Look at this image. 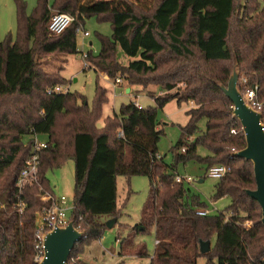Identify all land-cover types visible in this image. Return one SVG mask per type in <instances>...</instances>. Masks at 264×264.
I'll list each match as a JSON object with an SVG mask.
<instances>
[{
  "label": "trees",
  "instance_id": "16d2710c",
  "mask_svg": "<svg viewBox=\"0 0 264 264\" xmlns=\"http://www.w3.org/2000/svg\"><path fill=\"white\" fill-rule=\"evenodd\" d=\"M262 1L152 0L147 7L141 0H37L34 14L28 15L27 4L17 0V40L0 43V264H38L35 217L41 196L53 193L47 173L70 159L75 164L74 226L84 233L71 259L102 239L107 228L102 217L118 222V177H148L150 192L140 224L122 242L120 256H128L133 245L128 239L154 230L158 243L153 256L143 244L132 253L150 258V264H198L201 258L206 264H264L262 209L246 194L256 189L253 164L236 157L246 148V138L222 89L237 67L241 92L257 87L264 102ZM53 11L110 21L112 36L101 38L100 54H87L86 61L96 73L112 79L121 75L131 86L157 85L165 94L155 98L154 107L122 106L100 128L109 102L101 84L93 108L78 93L49 95V89L67 80L61 73L44 72L37 58L79 54L80 22L50 36ZM119 49L131 60L127 66L118 62ZM7 99L16 100L11 105ZM173 101L194 107L186 112L189 120L180 127L170 166L159 154L164 131L158 114ZM202 120L206 129L198 135ZM32 133L47 137L49 145L41 155L38 182L19 189L17 180L30 154L25 138ZM199 146L212 155L199 157ZM191 160L229 169L218 180L214 199L230 198L231 205L217 215L199 216L197 211L208 206L200 197L191 203L190 190L175 182L178 164ZM20 203L25 204L22 213ZM246 222L250 227H244ZM214 236L215 247L202 254L201 244Z\"/></svg>",
  "mask_w": 264,
  "mask_h": 264
},
{
  "label": "rangeland",
  "instance_id": "374dc122",
  "mask_svg": "<svg viewBox=\"0 0 264 264\" xmlns=\"http://www.w3.org/2000/svg\"><path fill=\"white\" fill-rule=\"evenodd\" d=\"M27 4L28 15H32L37 7V0H22ZM152 0H141L142 5L151 7ZM264 6V1L261 2ZM56 12L53 11L52 15ZM48 30V25H47ZM85 30L91 34L87 39H83L82 33L77 32V45L79 54L77 55H41L37 58L38 64L46 73H61L67 80L64 87L70 88V93H78L85 96L88 100V105L93 108L95 101V92L97 83L105 87L108 91L109 102L104 106V117L98 124V127L104 125V119L107 117L119 114L122 106L130 103L139 104L143 108L154 107L155 98L163 96L165 92L157 85L131 86L123 76L119 75L115 79L122 78L123 85L114 87L115 79H112L106 73H96L95 66L84 60L83 55L93 53V56H98L102 49L101 38H110L112 36L111 22L92 16L85 18ZM49 32V30H48ZM18 21H17V0H0V43L6 41L9 37L13 42L17 40ZM50 34V33H49ZM52 36V35H50ZM118 61L121 65L127 66L131 61L119 49L117 53ZM88 63L89 66H85ZM129 90V91H128ZM173 91L170 94H174ZM16 99H7V103L11 105ZM192 105L182 104L178 106L176 101L170 102L163 110L159 111L158 119L161 124V129L164 134L159 142V154L164 158L167 165H174L176 152L174 147L182 137L181 128L186 125L188 117L186 112ZM201 135L206 129V120H202L199 124ZM197 135V136H198ZM197 136H194L196 138ZM43 140H48L42 136ZM30 136L25 138V143H28ZM197 155L202 159H206L212 153L199 146ZM208 169L207 162H199L191 160L186 164L180 163L177 166V173L181 177H191L196 182L194 185H185L186 190H190L188 197L192 203V198L200 197L201 203L208 206L210 215H217L231 205L230 198L215 200V186L218 180L209 179L206 177ZM47 179L50 182L53 193L56 197L65 196L70 202L75 199V164L73 160H68L61 168L49 171ZM117 182V205L120 209V217L115 228H106L101 240L93 242L88 246L83 254L88 264H93L96 260L103 261L105 264H150L149 258L133 257L137 249L143 244L146 246L150 257L153 256L156 241L155 233L151 230L146 234H139L135 237L141 244L135 245L134 239H128L133 245L129 246L128 256L121 257V247L116 246L117 239L124 241L129 238L133 228L140 224L141 214L145 203L148 200L150 192V179L148 177H133L130 180L125 177H118ZM204 180V183H199ZM3 183V178L0 184ZM198 209V208H197ZM71 215V213L69 214ZM102 222H107L106 217L101 218ZM216 245V236L211 240V248ZM133 253V254H132ZM77 264L78 256L74 257ZM81 262V261H80ZM198 264H206V260L201 258Z\"/></svg>",
  "mask_w": 264,
  "mask_h": 264
},
{
  "label": "built area",
  "instance_id": "2783aa9c",
  "mask_svg": "<svg viewBox=\"0 0 264 264\" xmlns=\"http://www.w3.org/2000/svg\"><path fill=\"white\" fill-rule=\"evenodd\" d=\"M85 16L77 15L73 16L66 13H55L52 15L50 22L48 24V30L50 35L58 36L63 34L71 25L74 23H79L80 27L79 32L82 33L83 39H87L91 36L89 32L85 30V27L81 25V20H85ZM84 60L86 61L87 55H83ZM85 66H89L88 63ZM246 79L243 78L241 83L246 84ZM123 85L122 78L115 79L114 87H119ZM70 88L64 87L63 85L56 86L48 90L49 95H62L69 94ZM246 103L256 111L262 113V125L264 126V102L260 101L257 96V87L254 89H249L245 93H242ZM193 104V103H192ZM136 107L142 109L143 107L139 104H136ZM30 145V154L25 163L24 168L22 169L18 180L17 187L22 189L26 185H33L38 182L39 177V167L41 163V155L44 150L48 148L49 142L43 140L41 136L32 133L30 140L27 143ZM186 148H183L181 152H185ZM229 169L224 165H215L209 167L206 172V177L213 180L222 179ZM175 182L180 185H194L196 182L191 177H181L179 174L175 176ZM18 210L22 213L25 209V204L20 203ZM75 210L74 202H70L69 199L65 196L56 197L55 194L46 192L41 196V207L35 217V227H36V236H35V262L41 263L45 258V239L46 235L51 232L58 230L60 228H66L73 219V212ZM71 213V215H69ZM199 216L205 217L210 215L208 208L200 209L197 211ZM244 227H250V223H244ZM158 242H156L157 244ZM79 261V258L77 259ZM71 262H76L75 258L70 259ZM104 264V263H100Z\"/></svg>",
  "mask_w": 264,
  "mask_h": 264
},
{
  "label": "water",
  "instance_id": "95a60500",
  "mask_svg": "<svg viewBox=\"0 0 264 264\" xmlns=\"http://www.w3.org/2000/svg\"><path fill=\"white\" fill-rule=\"evenodd\" d=\"M240 69H234L227 87H222L225 95L234 106L233 115L242 125L246 138V148L236 153V157L253 164L256 189L248 190L246 194L258 202L262 209L261 222L264 226V126L262 113L254 111L243 98L239 88ZM129 91V90H128ZM202 183V181L200 182ZM115 219L106 222V227L114 228ZM84 238V233L74 226V218L66 228L51 231L45 239V258L39 264H69L73 250L78 242ZM211 250V243L201 244V253Z\"/></svg>",
  "mask_w": 264,
  "mask_h": 264
},
{
  "label": "crops",
  "instance_id": "0c3cea01",
  "mask_svg": "<svg viewBox=\"0 0 264 264\" xmlns=\"http://www.w3.org/2000/svg\"><path fill=\"white\" fill-rule=\"evenodd\" d=\"M190 105H192L191 108L194 107V105H193L192 103H190ZM191 108H189V109H191ZM189 109H188V110H189ZM188 110H187V111H188ZM188 120H189V118H188ZM187 122H188V121H187ZM186 124H187V123H186ZM201 181H202V183H204V180H201ZM201 181H200V182H201ZM117 182H118V180H117ZM200 182H199V183H200ZM117 185H118V184H117ZM118 209H119V206H118ZM119 210H120V209H119ZM115 227H116V225L114 226V228H115ZM153 231H154V230H153ZM155 241H156V240H155ZM122 242H123L122 240L117 239L116 246H120V247H121ZM134 243H135V245H137V244H141V242H139L138 239H135V238H134ZM85 254H86V253H85ZM121 257H123V256H121ZM124 257H125V256H124ZM133 257H135V256H133ZM78 258H79V260H80L81 262H83V263H85V264H88V263H87V260L83 257V255L79 256ZM149 259H150V258H149ZM100 263H103V261L96 260L93 264H100ZM104 264H105V263H104Z\"/></svg>",
  "mask_w": 264,
  "mask_h": 264
}]
</instances>
